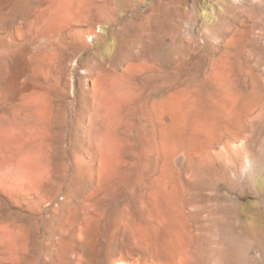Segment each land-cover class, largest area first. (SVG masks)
<instances>
[{
	"label": "bare ground",
	"instance_id": "obj_1",
	"mask_svg": "<svg viewBox=\"0 0 264 264\" xmlns=\"http://www.w3.org/2000/svg\"><path fill=\"white\" fill-rule=\"evenodd\" d=\"M214 1L170 36L159 0H0V119L18 136L0 130V264L264 260V23L228 16L263 0ZM176 41L192 51L164 62Z\"/></svg>",
	"mask_w": 264,
	"mask_h": 264
},
{
	"label": "rangeland",
	"instance_id": "obj_2",
	"mask_svg": "<svg viewBox=\"0 0 264 264\" xmlns=\"http://www.w3.org/2000/svg\"><path fill=\"white\" fill-rule=\"evenodd\" d=\"M159 1H161V5H160V8H159V11H160L159 13L161 14L162 17H165L168 20H170V23L168 24L169 26H166V28H167L166 30H168L167 32H168V34L170 36H176L175 33L177 32V30H176L175 26H173L174 20H177L179 18L186 17V16L187 17L188 16L191 17L193 15L202 16L205 13L208 14L211 11V7L216 5V1H214V0H159ZM49 4L50 3L47 4V8L48 9L50 8ZM254 11L255 12H252V13L249 14V17L248 16L246 17V16L241 15V14H236V13H233V12L228 13V16H230L231 18H232V15H233V19L230 18L232 20V26H233L232 29L237 28L239 26V24H241V22L244 21V20L245 21L248 20V21H250V24L255 25V27L261 28L258 25L261 24V22L264 23V0L262 1L261 4H258V6L256 7V9ZM122 13H125V12L122 11ZM202 29H203V21L201 20L200 24L197 27V32L202 30ZM215 32L218 34L219 30H216ZM220 33H221V35L224 38H226V37L229 38L228 36H230L229 33H227V32L226 33L220 32ZM252 47H253V51L255 52L256 58L257 59L259 58V59L264 61V41L262 42V44L261 43L259 45L256 44V45H253ZM191 51H192V48L189 45H186V44H184L182 42L176 41V44L175 43H171V42L167 43V44H163L161 46V48H160V55H161V59L164 62H167V63L171 64V63H173V61H174L173 59L176 56V54L180 55V56H186ZM203 53L206 54V57L202 58V73L204 74L207 71V69L209 68V66L211 64V61L214 60V58H216V56L218 55V52L216 53L214 48L212 46H209V47H207V49ZM12 123L13 122H12V118L11 117H5V118H1L0 119V130H1L2 135H4L6 137V139H7L5 141H10L11 138H12V135H14V133H15V131L13 129V126H14L13 124L14 123L13 124ZM9 126H11V127H9ZM16 136H17V134H16ZM8 137H10V140H9ZM16 138H18V136ZM3 144H1V152H2V154H1L0 158L1 157L2 158L0 159V162L3 160V156L5 155L4 154L5 151H6L5 147H10V145H12V143H10L8 145L6 142H4ZM51 144H55L54 141H52ZM262 161L264 162V154H263V157H262ZM54 165H55V161H54ZM1 199H2V202H3L4 208H5V209H3V212H5V213H7V212H15L16 214H20V212H21L20 211V207L18 205L15 208L12 207V203L7 198V196L3 195V197H1ZM57 199L61 200V197L57 198ZM59 200H57V201H59ZM249 200H253V202H257L258 201L257 199H252V196H249L248 198H246L244 200V202H248ZM16 202H19V201L16 200ZM6 204H7V206H5ZM200 205H202V204L200 203ZM24 207H26V205H24ZM207 230H205V232ZM209 235H210V233L207 231V233L205 235V238H206L205 241H206L207 244H205V242H204L203 246L200 248L201 250H202V248H204V250L207 251V252L209 250H211V248L213 246L215 247V244L211 245V247H210V244H212L214 242V237L213 236H209ZM259 249L260 248L257 246L253 250L251 257L255 260V263L258 262L257 264H260V263L264 264V260H261L262 259V256H261L262 252H261V249L260 250ZM206 254L208 256V255H210V253H206L205 252V254H204L205 258H207L208 260L205 259L202 256L203 254L200 255V256H202V257H200L202 260H204V259L206 260L205 262L201 261L198 258L199 256L196 257L195 258L196 260L194 259L192 262L195 261V263H196L197 260H199V262L201 261V263L203 262V263H207V264H210V263L213 264L215 261H218V259L214 258L212 255L211 256L213 258H209V256L207 257ZM103 257H105V253H103ZM243 261H244V259L241 258V257L236 258L234 256H228L227 259L225 260V264H242ZM195 263H193V264H195ZM255 263H253V264H255Z\"/></svg>",
	"mask_w": 264,
	"mask_h": 264
}]
</instances>
